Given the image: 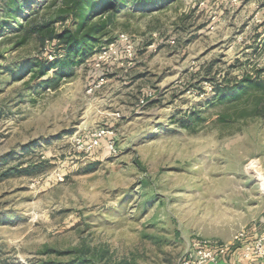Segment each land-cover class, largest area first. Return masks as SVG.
Here are the masks:
<instances>
[{"label": "rangeland", "instance_id": "rangeland-1", "mask_svg": "<svg viewBox=\"0 0 264 264\" xmlns=\"http://www.w3.org/2000/svg\"><path fill=\"white\" fill-rule=\"evenodd\" d=\"M16 1L0 0V264H179L195 240L264 235V0H115L71 63L22 41L25 17L70 23L62 0Z\"/></svg>", "mask_w": 264, "mask_h": 264}, {"label": "trees", "instance_id": "trees-1", "mask_svg": "<svg viewBox=\"0 0 264 264\" xmlns=\"http://www.w3.org/2000/svg\"><path fill=\"white\" fill-rule=\"evenodd\" d=\"M12 1V0H11ZM15 1V0H14ZM19 5L26 7L29 0H17ZM16 1V3H18ZM105 0H62L60 6L56 11V21H65L70 19V23L67 26H63L60 31H55L50 28L51 22L44 20L43 22H35L32 20V16L25 17L27 24L26 30L24 29L23 40H28L33 35H37L41 39L43 44L45 40L56 42L58 46V60L64 59L71 63V59L78 57L83 54V50L87 43L96 42L98 37H100L102 28L101 26H96L92 24V18L97 14V12H103L107 8L113 5L112 2H107L101 5ZM21 3V4H20ZM13 5H4L2 7L3 12L11 14L13 10ZM24 28L23 23L17 28L20 31ZM12 27V26H11ZM26 27V26H25ZM0 29L2 35L6 34V30ZM55 62H49L47 65H53ZM41 69L46 70L47 65L39 63ZM252 82L247 78L241 80L239 84L231 88H223L222 86L216 87L215 91L219 97H224L231 95L233 91H237L238 96L241 95L243 88L240 86L246 85L247 87ZM245 86V87H246ZM224 95V96H223ZM231 97V96H228Z\"/></svg>", "mask_w": 264, "mask_h": 264}, {"label": "built area", "instance_id": "built-area-1", "mask_svg": "<svg viewBox=\"0 0 264 264\" xmlns=\"http://www.w3.org/2000/svg\"><path fill=\"white\" fill-rule=\"evenodd\" d=\"M117 43L129 46V37L120 34L111 47H115ZM105 135L104 131L94 133L89 148L98 147L101 138ZM108 147L110 150H114L112 144H109ZM261 191L264 194L262 183ZM235 247L239 249L241 258L246 261L245 264H264V235H254L250 238L243 230L234 236L232 243L195 240L180 258L179 264H232L230 255L237 250Z\"/></svg>", "mask_w": 264, "mask_h": 264}, {"label": "crops", "instance_id": "crops-1", "mask_svg": "<svg viewBox=\"0 0 264 264\" xmlns=\"http://www.w3.org/2000/svg\"><path fill=\"white\" fill-rule=\"evenodd\" d=\"M230 261L232 264H245L246 263V261L241 258L239 251H235L233 254L230 255Z\"/></svg>", "mask_w": 264, "mask_h": 264}]
</instances>
